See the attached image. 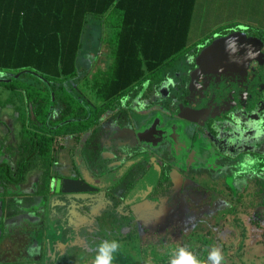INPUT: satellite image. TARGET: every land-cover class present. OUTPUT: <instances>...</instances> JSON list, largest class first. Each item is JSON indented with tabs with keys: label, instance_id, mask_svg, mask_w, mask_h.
I'll return each instance as SVG.
<instances>
[{
	"label": "flooded vegetation",
	"instance_id": "flooded-vegetation-1",
	"mask_svg": "<svg viewBox=\"0 0 264 264\" xmlns=\"http://www.w3.org/2000/svg\"><path fill=\"white\" fill-rule=\"evenodd\" d=\"M209 44H196L190 49L193 52L181 55L183 59L179 56L159 69L156 76L146 79L148 84L131 104L128 94L137 95L141 85L128 91L115 110L100 115L86 136H56L47 193L39 192L45 188L46 178L41 164L30 169L22 183L0 179V196L9 197L10 207L7 218L0 214V246L7 241L10 247L13 241L16 248L13 261L5 264H50L55 248L59 254L52 264H94L90 255L98 253L100 244L116 241L119 247L110 256L124 257L120 252L132 236L139 263L143 264L141 246L148 238H143L145 234H194L200 224L192 225L186 232L181 229L185 222L213 219L220 210H229L238 201V169L258 162V171L264 173V84L257 86L261 75L243 66L236 53H219L217 50L222 47L218 43L213 46V50L217 49L215 55L206 60L203 54ZM216 63L223 66L226 79L212 74L208 66ZM151 81H155L156 87L169 85L165 94L161 88V101L154 100ZM0 88L17 96L22 94L20 98L24 96L26 102L24 108L11 96L0 99L1 109L11 108L0 131L5 125L17 131H9L5 144H0V166L8 164L14 170L22 150L20 117L22 113L27 115L28 105L23 92ZM258 89L260 95H250L258 93ZM68 141H72L70 146ZM8 151L12 163L7 158ZM34 171L38 179L33 192H15ZM251 173L245 177L257 180L256 167ZM211 195L216 197L209 209ZM175 197L178 202L169 212L166 201ZM158 203L166 208L152 212ZM73 204L81 210L100 207L94 225L77 232L83 238L81 243L68 241L69 226L63 225L69 215L65 207ZM60 244L65 246L60 249ZM28 251L35 254L28 255ZM78 253L84 254L82 259Z\"/></svg>",
	"mask_w": 264,
	"mask_h": 264
},
{
	"label": "trees",
	"instance_id": "trees-1",
	"mask_svg": "<svg viewBox=\"0 0 264 264\" xmlns=\"http://www.w3.org/2000/svg\"><path fill=\"white\" fill-rule=\"evenodd\" d=\"M195 7L196 0H0V86L23 92L28 105L27 115L20 117L22 150L14 170L8 164L0 166L1 181L22 183L26 173L41 164L46 178L45 188L39 192L47 193L56 136H86L100 115L115 110L128 91L203 43L189 40ZM89 15L112 29L107 40L110 64L94 75L90 85L98 103L94 108L80 101L81 94L72 96L65 83L77 71ZM253 31L228 28L208 41L218 40L219 53H236L243 66L257 70L260 88L264 84V30ZM229 36L232 41L228 44L224 40ZM254 94L260 95L250 93ZM241 197L236 191V199L241 201ZM262 225L264 218L256 227ZM135 249L132 236L120 253L125 257L129 253L139 263ZM192 253L198 264H204L207 250ZM78 254L82 259L84 254ZM97 255H90L94 264Z\"/></svg>",
	"mask_w": 264,
	"mask_h": 264
},
{
	"label": "rangeland",
	"instance_id": "rangeland-1",
	"mask_svg": "<svg viewBox=\"0 0 264 264\" xmlns=\"http://www.w3.org/2000/svg\"><path fill=\"white\" fill-rule=\"evenodd\" d=\"M215 2L218 3L219 0L197 1L196 10L193 12L190 25L189 40L191 43L207 42L208 39L212 38L216 34L225 32V30L227 31L228 28L236 29V21L230 20V15V18H228V14H221V16H219L221 20L218 18L215 6H210L211 3L216 5L217 3ZM236 20L239 19L236 18ZM252 29L254 30L253 34L258 33L257 30L259 29ZM261 30H264V28ZM111 33L112 29L104 31V28L97 17L93 15H89L87 17V22L81 37V47L77 55V71L73 77L69 78L65 82L67 84V89L72 93V96L76 97L77 94H81L82 96H79L80 101L84 104L87 102V105L91 108L98 105L95 93L90 87L93 80L92 75L98 71H106L110 64L111 49L107 40ZM217 41L218 40L215 42L208 41V43H210L208 45V49L213 48V46L219 42ZM231 41L232 39L230 36L224 40V42L228 44L231 43ZM206 48L207 47H205V50ZM202 50H204V48ZM191 52L193 51L189 50L187 53L190 54ZM180 58L183 59L184 57L180 56L179 59ZM184 67L186 66L184 65ZM87 80H89V82L85 83ZM146 84H148V81L145 80L140 84V90H137L140 85L136 87L137 95L133 92L128 94L130 104L135 96H139V94H141L140 92L142 91V87L144 88ZM155 85V81H151L150 86L153 88L152 96L155 93L156 97L154 100L161 101L163 97L159 94V92L163 89L164 91H162L165 94V90L169 88V85H165L164 87H156ZM10 96L14 99V102L18 104V106H22L24 108L26 107L24 96L22 99L20 98V96L22 97V94H18L17 96L0 88L1 100H5ZM61 101V98H59L58 103L62 104ZM140 103H145V100H140ZM8 124H10V121H8ZM16 126H18V124ZM9 131L17 132L16 129L8 128L6 125L2 127V130L0 131V144H5L8 138L6 135ZM67 143L70 146L72 141H68ZM10 152H7V158L9 162L12 163L13 157L12 155L10 156ZM247 163L248 165L251 164L248 158ZM254 164L255 166L251 164L244 169H238L236 171V191L237 193L243 192L241 201L235 200L234 205L231 206L229 210L227 208L220 210L218 215L213 217L214 220L211 217H208V220L200 222L195 220V218L194 220L185 222L181 228L182 230L188 232L191 230L192 225L199 223V231H195L194 234H186L183 236L178 235L181 231H177L174 236L166 235V233H162L158 237L145 234L143 238L145 237V240L147 237L148 238L141 246L143 264H174V262L180 258L179 253L182 249L191 254L195 251L199 252L203 249L207 250L208 255L205 257L206 259L204 264H213L209 258L213 249H218L220 251L223 256L222 264H264V226L262 225V227H256V223L260 222L264 218V205L261 204L264 200V173H260L258 171L261 170V167L257 166L258 162H255ZM255 167L256 173L259 177L257 180L255 179L249 181L245 175H251V169H254ZM262 168H264V166H262ZM215 197L216 196L211 195V198H209V209L212 208V201ZM166 202L169 206L170 212L172 210L170 208L177 204L178 199L175 197ZM155 205L156 206L153 207L152 212H160L165 206L163 203ZM65 210H67V215L69 214L67 222H65V218L63 221L64 226H69L68 241L71 240L74 242V240H78L79 243H81L83 238L81 235H78L77 232L81 230L82 227L94 225L93 219L100 211V207L94 205L90 208L83 207L81 210L73 204L66 206ZM176 210L180 211L178 208H176ZM74 214L76 219L75 221ZM175 217L179 219L180 215L176 213ZM252 219L254 220L252 221ZM161 220L162 219H159V222H161ZM168 241L169 243H166ZM153 242L159 244L154 245ZM64 246L65 244H60L58 248L61 249ZM57 250L58 249L55 248L53 251L52 257L50 258V264L55 261L57 255L59 254ZM128 255H126V257L123 255L124 257H122L117 254L116 258L112 260V263L139 264L134 261V257H132V255Z\"/></svg>",
	"mask_w": 264,
	"mask_h": 264
},
{
	"label": "crops",
	"instance_id": "crops-1",
	"mask_svg": "<svg viewBox=\"0 0 264 264\" xmlns=\"http://www.w3.org/2000/svg\"><path fill=\"white\" fill-rule=\"evenodd\" d=\"M197 1L199 0H196V5H197ZM213 5L215 6L217 10L216 14H218V18L220 19L219 16H221V14H225V15L228 14V18L230 17L232 18V19L230 18V20L236 21V28H239V29L254 28V29H259V30L264 28V0H219V2L216 5L214 3L213 4L211 3L210 6H213ZM195 10H196V7H195ZM236 18L239 19L240 21L236 20ZM100 22L104 28V31L107 29L109 30L111 29L108 26H106L103 21H100ZM10 114H11L10 107H5L2 109L0 108V124L1 125L4 120H7ZM37 179H38L37 171L31 172L26 178L25 183L22 184V188H20L19 191H15V192H17L19 195H21L20 194L21 192H23V194H26V195L32 193L33 189L35 188V183ZM9 208H10L9 207V197L0 196V214L1 215L4 214L3 219L7 218L8 214L6 212L9 210ZM5 244H4L5 246L4 245L0 246V264H5V263L13 261L12 257L15 254L16 248L13 245V241L11 242L10 247L7 244V241L5 242ZM31 254L34 255L35 252L28 251V255H31Z\"/></svg>",
	"mask_w": 264,
	"mask_h": 264
},
{
	"label": "clouds",
	"instance_id": "clouds-1",
	"mask_svg": "<svg viewBox=\"0 0 264 264\" xmlns=\"http://www.w3.org/2000/svg\"><path fill=\"white\" fill-rule=\"evenodd\" d=\"M119 247L116 241L108 242L105 241L98 246V255L95 264H111L112 257L109 252H114ZM179 259H177L174 264H198L195 257L187 252L186 250H181L179 253ZM211 261L213 264H222L223 256L218 249H213L210 253Z\"/></svg>",
	"mask_w": 264,
	"mask_h": 264
},
{
	"label": "water",
	"instance_id": "water-1",
	"mask_svg": "<svg viewBox=\"0 0 264 264\" xmlns=\"http://www.w3.org/2000/svg\"><path fill=\"white\" fill-rule=\"evenodd\" d=\"M218 42V41H217ZM219 44V43H218ZM213 48H210V49H208L203 55L204 56H206L205 57V59L207 60L208 59V57L209 56H214L215 55V53H214V51L215 50H217V49H215V50H213ZM218 51V50H217ZM254 56V55H253ZM208 67H210V69H211V71H212V74L214 75V76H223V78L224 79H226V73H225V71H224V68H223V66L220 64V63H216L214 66H212V64L210 65V66H208ZM207 67V68H208ZM219 71V72H218ZM223 79V80H224ZM214 81H216V80H214Z\"/></svg>",
	"mask_w": 264,
	"mask_h": 264
}]
</instances>
